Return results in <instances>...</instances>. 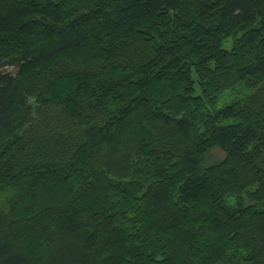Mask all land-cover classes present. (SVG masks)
Returning a JSON list of instances; mask_svg holds the SVG:
<instances>
[{"label":"trees","instance_id":"1","mask_svg":"<svg viewBox=\"0 0 264 264\" xmlns=\"http://www.w3.org/2000/svg\"><path fill=\"white\" fill-rule=\"evenodd\" d=\"M245 193L264 0H0V264H264Z\"/></svg>","mask_w":264,"mask_h":264},{"label":"rangeland","instance_id":"2","mask_svg":"<svg viewBox=\"0 0 264 264\" xmlns=\"http://www.w3.org/2000/svg\"><path fill=\"white\" fill-rule=\"evenodd\" d=\"M231 46V41L226 42L225 43V47L226 48H230ZM6 70L10 71V72H14V69L11 67H6ZM252 90L247 89V88H238L237 90H230V91H226L218 100L216 107L220 108L223 107L225 105L231 104L234 101H237L241 98H243L245 95H248L251 93ZM225 157V153L224 151H222L221 149H214L213 151H211L210 156L208 158V165L213 164L214 161L217 160H221ZM243 202L248 205V204H255L256 206L262 208L264 207V202H257L255 200H251L247 197V194L245 193L243 196ZM238 199L234 198V197H229L227 199V203L229 205H236L238 203Z\"/></svg>","mask_w":264,"mask_h":264}]
</instances>
